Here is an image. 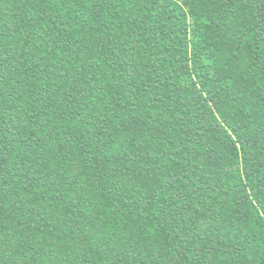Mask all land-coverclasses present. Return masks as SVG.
I'll use <instances>...</instances> for the list:
<instances>
[{"label":"trees","instance_id":"trees-1","mask_svg":"<svg viewBox=\"0 0 264 264\" xmlns=\"http://www.w3.org/2000/svg\"><path fill=\"white\" fill-rule=\"evenodd\" d=\"M0 72V264H264V0H0Z\"/></svg>","mask_w":264,"mask_h":264},{"label":"snow or ice","instance_id":"snow-or-ice-1","mask_svg":"<svg viewBox=\"0 0 264 264\" xmlns=\"http://www.w3.org/2000/svg\"><path fill=\"white\" fill-rule=\"evenodd\" d=\"M237 29H238L239 32L244 33V27L242 25H237ZM249 30H251V29H249ZM245 35H246V33H245ZM241 54L242 55H246V53H241ZM83 55L88 56L89 54L87 52H85V53H83ZM249 59H251V57H249ZM9 79H11V77H9ZM3 80H4V73L0 72V88L4 87ZM136 155L138 156V158H142L143 157V153H137ZM3 222H4V218L2 216H0V223H3Z\"/></svg>","mask_w":264,"mask_h":264}]
</instances>
